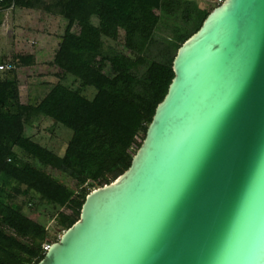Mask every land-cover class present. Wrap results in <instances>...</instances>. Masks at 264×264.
<instances>
[{
	"label": "water",
	"instance_id": "1",
	"mask_svg": "<svg viewBox=\"0 0 264 264\" xmlns=\"http://www.w3.org/2000/svg\"><path fill=\"white\" fill-rule=\"evenodd\" d=\"M171 68L129 167L37 264H264V0H223Z\"/></svg>",
	"mask_w": 264,
	"mask_h": 264
},
{
	"label": "trees",
	"instance_id": "2",
	"mask_svg": "<svg viewBox=\"0 0 264 264\" xmlns=\"http://www.w3.org/2000/svg\"><path fill=\"white\" fill-rule=\"evenodd\" d=\"M214 1L210 7L192 0H0V26L9 8L66 22L50 62L54 80L42 83V93L29 86L23 97L20 87L19 72L36 66L37 53L0 52V66H11L0 71V264H37L44 246L58 240L23 213L29 198L56 210L65 231L85 196L129 167L173 78L178 47L223 0ZM120 31L127 53L106 46L118 42ZM80 86L94 90L92 99ZM39 117L70 131L61 154L26 136Z\"/></svg>",
	"mask_w": 264,
	"mask_h": 264
},
{
	"label": "rangeland",
	"instance_id": "3",
	"mask_svg": "<svg viewBox=\"0 0 264 264\" xmlns=\"http://www.w3.org/2000/svg\"><path fill=\"white\" fill-rule=\"evenodd\" d=\"M199 6L208 5L213 7L214 0H192ZM66 22L61 18H52L38 11L21 10L18 8H9L3 13L2 24L0 26V52L8 54L14 49L17 52H35L38 53L36 58V66L32 69H24L20 71V87L22 96L27 95L29 86L36 87L35 93H42V83L46 80H54L51 77L53 68L50 67V62L57 43V38L63 31ZM77 31V27L73 28ZM123 32L120 31L117 43L106 41V46H110L118 51L126 52L123 48ZM2 74V73H1ZM51 80V81H52ZM70 81V79L68 80ZM67 81V82H68ZM82 95L87 99H92L94 90L80 86ZM64 133L70 136V131L61 127ZM53 130V132H51ZM58 131L51 119L39 117L32 125L25 127L26 136L32 138L35 142L50 148L57 149L61 154L65 147L66 135ZM34 165L39 166L35 161ZM45 171L51 174L54 178L65 182L70 186H74L67 176L56 172L49 168ZM24 201V198L18 197L17 202ZM26 201V200H25ZM68 213L65 208L59 209ZM23 213L44 224L48 229L49 236L60 237L63 228L57 225L56 213L51 206L40 202L36 197L29 198L23 206Z\"/></svg>",
	"mask_w": 264,
	"mask_h": 264
},
{
	"label": "built area",
	"instance_id": "4",
	"mask_svg": "<svg viewBox=\"0 0 264 264\" xmlns=\"http://www.w3.org/2000/svg\"><path fill=\"white\" fill-rule=\"evenodd\" d=\"M9 69H11V66H9V65L0 66V71L9 70ZM47 248H48V246H44L45 251Z\"/></svg>",
	"mask_w": 264,
	"mask_h": 264
},
{
	"label": "crops",
	"instance_id": "5",
	"mask_svg": "<svg viewBox=\"0 0 264 264\" xmlns=\"http://www.w3.org/2000/svg\"><path fill=\"white\" fill-rule=\"evenodd\" d=\"M48 17H50V16H48ZM52 18H54V17H52ZM57 41H58V40H57ZM37 55H39V54L37 53ZM37 55H36V58L38 57Z\"/></svg>",
	"mask_w": 264,
	"mask_h": 264
}]
</instances>
